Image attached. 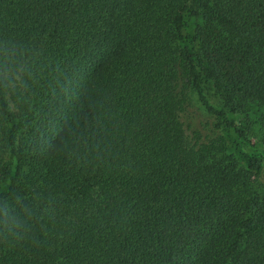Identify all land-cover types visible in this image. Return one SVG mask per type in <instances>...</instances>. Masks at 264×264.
Instances as JSON below:
<instances>
[{
  "label": "trees",
  "instance_id": "trees-1",
  "mask_svg": "<svg viewBox=\"0 0 264 264\" xmlns=\"http://www.w3.org/2000/svg\"><path fill=\"white\" fill-rule=\"evenodd\" d=\"M16 197L0 264H264V0H0Z\"/></svg>",
  "mask_w": 264,
  "mask_h": 264
},
{
  "label": "clouds",
  "instance_id": "clouds-1",
  "mask_svg": "<svg viewBox=\"0 0 264 264\" xmlns=\"http://www.w3.org/2000/svg\"><path fill=\"white\" fill-rule=\"evenodd\" d=\"M20 207L17 208L16 205ZM33 218L32 209L22 204V199L16 197L10 204L4 201V211L0 212V231L9 240L19 241L23 239L22 233L27 231V225Z\"/></svg>",
  "mask_w": 264,
  "mask_h": 264
},
{
  "label": "rangeland",
  "instance_id": "rangeland-1",
  "mask_svg": "<svg viewBox=\"0 0 264 264\" xmlns=\"http://www.w3.org/2000/svg\"><path fill=\"white\" fill-rule=\"evenodd\" d=\"M195 106L197 107V109H199V108H198V104H195ZM199 110H200V109H199ZM249 134H250L254 139H259V138L261 137V135H262V131H261L260 128L255 127L253 130H251V131L249 132ZM254 183H255L256 185H258L256 179L254 180Z\"/></svg>",
  "mask_w": 264,
  "mask_h": 264
}]
</instances>
